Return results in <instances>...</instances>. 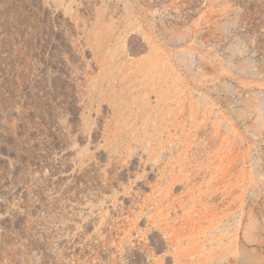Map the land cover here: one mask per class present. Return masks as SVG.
<instances>
[{
	"label": "rangeland",
	"instance_id": "obj_1",
	"mask_svg": "<svg viewBox=\"0 0 264 264\" xmlns=\"http://www.w3.org/2000/svg\"><path fill=\"white\" fill-rule=\"evenodd\" d=\"M0 264H264V0H0Z\"/></svg>",
	"mask_w": 264,
	"mask_h": 264
},
{
	"label": "bare ground",
	"instance_id": "obj_2",
	"mask_svg": "<svg viewBox=\"0 0 264 264\" xmlns=\"http://www.w3.org/2000/svg\"><path fill=\"white\" fill-rule=\"evenodd\" d=\"M174 256H175V255H174ZM175 260H176L177 263H180V260H179L178 257H175Z\"/></svg>",
	"mask_w": 264,
	"mask_h": 264
}]
</instances>
